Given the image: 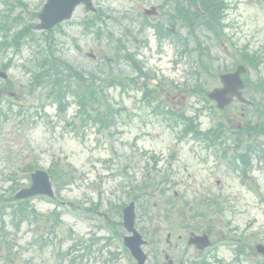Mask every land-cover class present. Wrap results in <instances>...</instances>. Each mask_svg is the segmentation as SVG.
<instances>
[{
	"label": "rangeland",
	"instance_id": "rangeland-1",
	"mask_svg": "<svg viewBox=\"0 0 264 264\" xmlns=\"http://www.w3.org/2000/svg\"><path fill=\"white\" fill-rule=\"evenodd\" d=\"M21 1L27 5L23 14L26 22H29L32 13L40 10L44 2V0ZM161 1L164 0H94L93 4L101 8L109 17L114 16L119 19L124 27L133 30L139 26L138 23L141 20L137 14L141 15L142 10L151 5L155 6ZM224 1L228 5L225 14L226 37L222 40L221 38L214 39V41L211 37L204 39L205 45L210 48L211 61L206 60V62L211 72L201 71L200 76L194 77L195 65L192 58H181L179 61L176 51L166 44L158 53V49L154 51L152 48H142L140 55L143 60L139 59L145 69L153 75L152 83L160 81L163 85H173L180 90L193 87L195 82H200L199 91L203 92L205 89L218 86L211 75L220 69L232 66V62L237 57L235 48L248 47L249 52H260L264 57V0ZM133 8L134 10L131 11ZM22 11L19 7L16 9V13ZM123 15L128 16V19L120 18ZM85 16L90 17V14H86L81 7H78L72 19L55 31L58 41L57 54L70 62L77 70L82 71L85 78H88L90 74L104 78L108 76L109 71L113 75L119 72H122L119 76L131 75V71L125 64L113 62V46L106 34L98 39L92 33L82 32L79 23ZM106 25L110 29L109 32L115 34L119 31L115 22L110 19ZM35 34L38 35V33ZM145 35L146 40H150L151 47H154L153 40L148 38V36L151 37L150 31L148 30ZM139 39L141 36H138ZM128 48L133 50L132 41L128 43ZM35 50L36 47L33 44H24L17 56L13 52L0 56V66L5 64L7 59L12 60L8 79L13 86L12 91L17 93L15 98L17 102L13 103V110L17 111L18 105L23 108V111L9 114L7 119L0 121V264H129L118 241H112L107 249L103 244H98L93 248L91 246L89 258L82 257L83 253L80 248L74 249L71 256L64 254L69 251L73 241L85 237L86 229L80 216L84 198L88 196L90 201H95L97 198L112 201L109 193L117 194L120 189L122 182L120 178L106 179L98 189H91L94 185H98L99 179L104 178L103 175L107 173L102 161L111 157L109 150L112 147L116 163H112L113 166L109 170H115L129 162L135 167L133 173L142 177V179H137L130 172L131 188L145 180L154 182L158 186L153 190L154 192L149 190L155 197L152 202L155 203L156 210L149 211L148 223H141V226L148 231L151 228L156 229L152 237L156 235V252L159 256L154 258L150 255L149 249H145L148 253L146 264L162 262L161 249H164V253H167L177 264H190L197 260L198 255L192 248L185 246L184 241L183 243L176 241L177 235H182L181 230L172 227L162 217L165 208L162 203L159 208L157 201L160 199L161 193L158 190L161 188L166 189L170 194L180 193L178 204L184 201L193 204L200 200L198 197L199 184L210 190L211 194L205 196L206 198L215 199L224 208L223 214H219L212 206H207L206 209H201L204 217L195 218L188 223L192 229L197 230L194 232L210 230L215 246L207 256H216L224 264H251L243 259L235 262L233 248L226 246L225 241L228 229H236L237 233L247 231V233L258 234V241L250 244L252 247L256 242H264V205L258 202L253 193L249 192V187L254 186L252 180L247 179L248 185L241 184L238 175L233 173L226 164L221 165L216 171H210L205 164L196 159L195 155L200 157H205V155L194 144L178 141L176 131L172 132L171 129L151 117L148 109L138 108L139 93L132 89L126 94L122 93L119 87L107 85L108 78L95 81L96 85L101 88L104 98H101L102 107L94 105V109H101L105 112V103L113 109L123 106L128 111L134 112L133 120L127 121L124 116H120L116 120V126H111L103 132L98 131V125L93 123L82 129L77 124L79 120L75 117L78 107L73 105L71 97L68 98L69 104L65 115L58 116L54 102L49 100L44 91L45 87H35L32 93L28 92L30 62ZM88 54L98 56L97 61H93ZM106 59L109 65H104ZM260 71L261 75H264L262 68ZM254 77V72H251L249 82H253ZM1 86L2 81L0 80ZM184 96L183 91H168L163 95V97H169L170 106L171 103L178 105L182 111H187L191 105L199 109L201 104L197 103L194 98L183 100ZM11 101L14 100L9 99L7 91H0V107L10 106ZM262 108L264 109V106ZM94 109L92 110L95 111ZM188 112L193 114L191 109ZM89 113L92 114V111ZM209 113L205 111L200 115L198 123L202 130L210 128L215 121ZM214 114L219 115L218 112ZM225 116L234 126L239 125V106L232 105L225 115L221 116L223 120H217L224 122ZM67 123L74 126L68 127ZM231 124L228 123V125ZM170 153L177 156L172 166L175 172L168 171L165 163L162 162L158 164L162 171L149 168L152 165L150 159L152 155H161L162 159H165ZM54 163L57 164L55 168L57 173L63 169L69 172L70 180L69 177L65 178L64 181H68V185L65 186L64 182H59L60 177L56 178L58 184L56 189L52 183L55 192L52 200L38 197L28 203L44 216L53 209L61 214V224L51 228V232L46 233L48 234L46 241L43 239V242L38 245L34 239L38 234H44L43 223L46 221H40L39 224H34L32 220L17 223V218L13 217L10 212L9 206L12 204L8 199L13 194L11 187L18 190L19 185L27 187L30 183L22 169L28 165H36L39 169L46 171ZM209 171L210 177L207 176ZM255 171L254 179L259 186V193L264 198V173ZM160 178L168 179L175 184L161 185ZM86 182L90 189L86 188ZM136 194V191L131 192V195ZM55 204L60 205L61 208ZM227 223H229L228 227L225 226ZM36 228L38 233L35 232ZM167 234L172 236L171 245L165 243ZM104 235L105 233L102 237ZM100 246L102 252H97ZM109 250L118 255L115 258H109ZM255 261L260 263L261 259L255 258Z\"/></svg>",
	"mask_w": 264,
	"mask_h": 264
},
{
	"label": "water",
	"instance_id": "water-1",
	"mask_svg": "<svg viewBox=\"0 0 264 264\" xmlns=\"http://www.w3.org/2000/svg\"><path fill=\"white\" fill-rule=\"evenodd\" d=\"M80 2H84L87 5V8H89V0H47L46 5L39 15L41 24L38 28L48 30L56 24L64 20H68L71 16L73 8ZM239 71L240 69H238L233 75L221 76V81L224 86L223 89L215 90L208 96L210 99L216 100L220 108H223L228 104V100H226L225 96L227 94H233L240 87ZM37 176L45 178V176H43L42 174H37ZM37 179L42 184L41 178L37 177ZM46 184L47 189L41 191V193H46L51 196L52 193L50 191L49 185L48 183ZM37 185H33L32 188L27 191H22L17 196V198H22L24 196L37 193L35 191L37 189ZM138 258L139 264H143L145 257L138 256Z\"/></svg>",
	"mask_w": 264,
	"mask_h": 264
},
{
	"label": "trees",
	"instance_id": "trees-1",
	"mask_svg": "<svg viewBox=\"0 0 264 264\" xmlns=\"http://www.w3.org/2000/svg\"><path fill=\"white\" fill-rule=\"evenodd\" d=\"M190 1H199L200 3H203L204 10L207 12L206 20L209 19L210 22L209 27L214 29L215 32L217 33L216 26L217 24L220 23L221 16L219 15V13L220 11H222V9H224L223 3L220 0H190ZM60 65H64V67L67 68L68 71L72 72L70 66L67 63L64 64L62 61L56 60V62L54 63V67H55L54 70L56 74L58 73V67ZM66 81L67 79H64L60 76L59 79H57L53 84L54 87L56 88L55 97L58 102L61 100L63 96L62 94L65 92L64 84L66 83Z\"/></svg>",
	"mask_w": 264,
	"mask_h": 264
},
{
	"label": "flooded vegetation",
	"instance_id": "flooded-vegetation-1",
	"mask_svg": "<svg viewBox=\"0 0 264 264\" xmlns=\"http://www.w3.org/2000/svg\"><path fill=\"white\" fill-rule=\"evenodd\" d=\"M244 95H245L246 98H248L249 100H251V104H256V102L253 101V100L251 99V97H250V95H251V90H250L249 88H246V89L244 90ZM247 138H248V137L245 136V137H244V140H246ZM243 145H244V141L242 140V147H243ZM244 149H246V145H244Z\"/></svg>",
	"mask_w": 264,
	"mask_h": 264
}]
</instances>
